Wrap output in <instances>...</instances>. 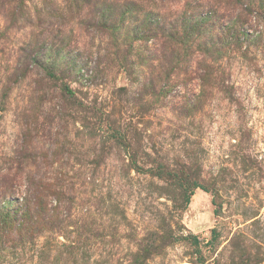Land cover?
Here are the masks:
<instances>
[{"label":"rangeland","instance_id":"374dc122","mask_svg":"<svg viewBox=\"0 0 264 264\" xmlns=\"http://www.w3.org/2000/svg\"><path fill=\"white\" fill-rule=\"evenodd\" d=\"M0 264H264V0H0Z\"/></svg>","mask_w":264,"mask_h":264},{"label":"trees","instance_id":"16d2710c","mask_svg":"<svg viewBox=\"0 0 264 264\" xmlns=\"http://www.w3.org/2000/svg\"><path fill=\"white\" fill-rule=\"evenodd\" d=\"M104 8H105V6H104Z\"/></svg>","mask_w":264,"mask_h":264}]
</instances>
